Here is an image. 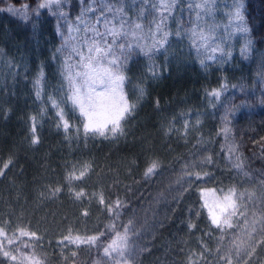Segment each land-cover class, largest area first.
<instances>
[{"label": "trees", "instance_id": "obj_1", "mask_svg": "<svg viewBox=\"0 0 264 264\" xmlns=\"http://www.w3.org/2000/svg\"><path fill=\"white\" fill-rule=\"evenodd\" d=\"M41 2L0 0V9L28 6L27 19L0 10V264H264V0H104L141 45L153 43L151 22L168 17L170 46L151 59L137 48L123 65L135 109L103 135L62 101L76 50L95 44L86 26L119 29L118 19L100 0H62L55 11ZM214 188L234 200L219 227L201 201Z\"/></svg>", "mask_w": 264, "mask_h": 264}, {"label": "snow or ice", "instance_id": "obj_2", "mask_svg": "<svg viewBox=\"0 0 264 264\" xmlns=\"http://www.w3.org/2000/svg\"><path fill=\"white\" fill-rule=\"evenodd\" d=\"M87 0H80V3L82 5L86 4ZM102 4V12L111 13L113 15V18L118 19V22L120 24V28L116 29L115 27L109 28L107 27V30L100 31L98 28L95 27V25L91 26L90 28L86 26L85 31H91L92 32V39L95 41L96 45L94 48L88 49L89 53H92L95 51L96 53H104V56L100 59L93 57L92 55H89L87 58L83 55V53H80L77 49V54L80 56L81 60V67L85 68L86 71L84 72H78L77 76H82V82L80 84H83L87 86V88L93 93V94H100L108 91V87L106 85H103V82L107 79L109 84H111L115 88H120L121 84L124 80V76L121 74V69L123 68V65L129 60V58L132 56L133 52L139 48L141 52L145 56H147L149 59H151V54H154L156 51L160 49H164L165 45L170 46L168 37L169 32L166 30V23L168 20V17H165L163 15L160 16L159 19H154L151 23L154 25V28L152 26H149V34L152 36L153 43L150 46L147 45H141L139 38L136 36L135 32L131 33L132 39H128L129 33L125 31V26L132 24L133 22L131 20H128L123 15H118L121 12L120 8L115 7V5L108 6L104 3V0H100ZM148 0H141V3L146 4ZM62 3V0H44V2L40 3L38 7L40 9L45 8H51L52 4H56L57 7H59ZM163 7L168 11V16L170 17L172 15V9L169 5H163ZM189 9L191 10L193 8V5L189 3L188 5ZM196 8H199L200 5H196ZM28 6L24 5V10L21 11L20 9H15L11 5L8 6L7 9H0V10H7L11 12L13 15L20 14L23 16L24 19H27V15L25 14L27 11ZM86 10H93L92 4H87V8H81V14L77 16V20H81L83 17V14ZM55 11V9H53ZM39 14V13H37ZM63 17L65 19V23H67V14L61 12L58 16V18ZM234 18L236 21H240L241 23H238L236 27L242 31L247 32L248 28L242 23L243 16L240 11V6L237 5L236 11L234 13ZM99 17H97V21L99 22ZM203 20V16L200 12H196V18L195 20H189V23L192 24L191 32L193 34L196 33V29L200 24V21ZM107 21V17H105V22ZM108 22V21H107ZM63 27V25H61ZM142 25L140 23L135 24L136 29H140ZM69 31H71L72 25L68 24ZM59 31V29H58ZM179 30L177 31V35H179ZM111 37V38H110ZM123 37V39H122ZM102 46V47H101ZM246 48L242 51H245ZM61 49H57L56 53H59ZM54 59H57L58 56L54 55ZM87 59V63H83ZM106 61L107 65L109 67H101V61ZM93 61L95 62V67L93 66ZM149 70L152 73V75L155 77L157 75L156 70L154 67L149 66ZM37 78L34 84V87L36 89V98L39 100L41 98V83L45 80L44 77V70L43 68L37 69ZM78 84V85H80ZM102 86V87H100ZM83 87H77L72 91L71 96L69 95L66 97L65 101H62V103H66L68 101L71 102L73 105V109L78 106L80 113L84 115L85 117H90V115H94L95 113L91 111V108L94 107L95 101L93 99V96L88 97V108L89 110L86 111V105L83 99L81 98L80 93L82 92ZM143 92V90H141ZM211 96L218 98L220 95V92L217 90H212L209 93ZM49 100L52 104V107L56 109V115L60 122V124L63 125V129L65 131L68 130L69 124L66 119H64V111L60 107V104H58L54 99L49 97ZM135 109V104L129 105L128 101L125 99V111L128 113H131ZM187 125V124H186ZM35 130V125H33V131ZM85 130L88 131V125L85 124ZM93 131H98L100 135L104 134L103 128H93L91 129ZM119 130V124L117 123L115 125L114 131ZM228 129L225 128L224 132H227ZM38 140V138H36ZM36 142V141H34ZM156 165L153 164L152 167L154 168ZM148 171H151V168L148 169ZM261 179H264V177H261ZM87 214L86 212L84 213ZM213 224H217L216 220L212 221ZM262 226H264V221L261 222ZM217 227H219V224H217ZM228 264H231V260H228Z\"/></svg>", "mask_w": 264, "mask_h": 264}, {"label": "rangeland", "instance_id": "obj_3", "mask_svg": "<svg viewBox=\"0 0 264 264\" xmlns=\"http://www.w3.org/2000/svg\"><path fill=\"white\" fill-rule=\"evenodd\" d=\"M42 2H44V0H42ZM56 6H57L56 4H52L51 8H45L41 10L49 11ZM95 46L96 45H89L87 47H84L80 53H83L85 58H87L89 55H92L93 57L100 59L104 56L103 52L96 53L95 51H93L92 53H89L88 51L89 47L94 48ZM81 63L82 62L78 54L72 58V62L70 63L71 65L70 95L72 94V91L75 88L83 87L84 89H82L80 95L83 101L85 102L86 111L89 110V108L87 107L89 104L88 97L90 95L93 96L95 105L94 107L91 108V111L94 112L95 114L90 115V117H85L84 115L81 114L84 120V127L85 124H87L89 129L88 131L91 133L98 132L91 130L94 127L103 128V130L115 127L117 123L119 124L120 121L123 120L124 117L129 114L128 112L125 111V96L123 94L124 80L120 88H115L111 84H109V82L106 79L103 82V85H106L109 90L104 93H100L98 95L93 94L87 88V86L80 84L82 82L83 77L77 76V73L86 71L85 68L80 66ZM83 63H87V59H85ZM93 66L95 67L94 61H93ZM101 67H109V65H107L106 61L102 60ZM77 109L79 110L78 106ZM1 118L2 117L0 116V119ZM19 122H20L19 120L18 122L17 120L14 121L15 124H18ZM201 201L209 215V219L212 224H213L212 222L213 220H216L217 224H219L222 218L234 209V200L232 193L227 189H223V188L202 190ZM217 224H213V225H217Z\"/></svg>", "mask_w": 264, "mask_h": 264}]
</instances>
